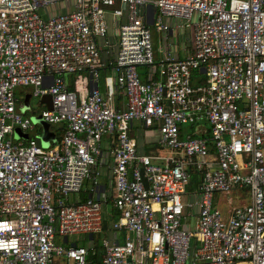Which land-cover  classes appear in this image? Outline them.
Listing matches in <instances>:
<instances>
[{
	"label": "built area",
	"instance_id": "2783aa9c",
	"mask_svg": "<svg viewBox=\"0 0 264 264\" xmlns=\"http://www.w3.org/2000/svg\"><path fill=\"white\" fill-rule=\"evenodd\" d=\"M60 1L0 0V264H264V0H72L70 12L40 13ZM173 19L190 30L192 51L175 58L160 48L156 61L149 23L167 33ZM138 66L148 67L144 81ZM17 86L51 95L52 109L42 104L39 114L66 123L59 141L37 143L35 123L17 110ZM117 89L123 109L112 103ZM132 120L157 125L170 154H139ZM184 124L199 136H182ZM104 136L114 140L113 228L128 234L104 240L93 263L86 247L56 237L102 229L99 198L68 196L93 178ZM233 190L249 201L224 216L213 196Z\"/></svg>",
	"mask_w": 264,
	"mask_h": 264
},
{
	"label": "crops",
	"instance_id": "0c3cea01",
	"mask_svg": "<svg viewBox=\"0 0 264 264\" xmlns=\"http://www.w3.org/2000/svg\"><path fill=\"white\" fill-rule=\"evenodd\" d=\"M73 8H74V4L72 0H63L52 7L41 8L39 11L42 15L62 14V13L72 11ZM148 8L149 10L154 11V8L152 6H149ZM106 19L109 24L108 36L113 42V44H115L116 39H117V32H118V24H117L118 20H116L109 11L106 13ZM170 24H171L170 31H168L167 33L162 32L163 40H164V45L162 48H164V53L167 55H170L175 58H183L192 51L191 32L187 28L182 27L179 20L173 19L170 21ZM149 25L152 26V23L150 22ZM158 32H161V31H158ZM162 57H163V54H162ZM109 75L110 73H106L104 77L109 76ZM148 76H149V71H148L147 77ZM63 77L68 84H71L72 79H73L72 74L67 73V74H64ZM84 85L87 87V89H90V87L92 86V82L90 78L86 79ZM99 87H100V90L104 93L105 92L104 81H102V83L100 81ZM31 90H32L31 86H17L15 88L16 98H17V95L19 94L23 95L22 98H17V103H18L17 110L22 112L24 115H26V110L31 109V105H30ZM26 99L28 100L27 105L25 104ZM112 103L114 107L117 109L124 108L125 96L122 93V91H120L119 89L114 91L112 95ZM42 104L44 103H41L40 110L43 107ZM39 112L37 114H39ZM37 114H34V115H37ZM35 125H36L37 132L40 134L42 130L41 126L38 124H35ZM54 125L56 126L53 128ZM186 125L190 127V132L188 133L184 132V126ZM38 126H40V128H38ZM65 126H66V123L50 124L49 130L54 134L56 139L55 140L50 139L48 146L54 144V142L57 141V133L61 134V132L59 133L58 130L62 128L64 131ZM196 129H197L196 124H184L181 127V135L186 136L187 134H190L192 136H199L196 133ZM129 130H130V134L134 137L136 141V150L139 154L160 155V156H167L170 154V150L168 148H162L157 143L158 135H159L157 131V125L153 127H145L141 123V121L132 120L129 124ZM113 142L114 140L110 136L102 137L101 142H100V155L97 158L96 165L94 166L93 173H92L93 178L85 179L82 183L80 190L76 193L70 194L71 200L68 199L69 202L84 201L88 198H99L102 201L103 218L104 217H107L108 219L111 218V222H112L110 226L111 229L106 234L107 237L103 238L102 240L103 247H104V244H103L104 240L115 239L119 242H122L124 240V237L128 234L124 230H115L113 228V222L118 219V215L115 220L112 219L113 213H117L112 205L114 189H113V177H112L113 158L111 155V149L113 146ZM154 161L159 164L163 162L160 159H157ZM195 183L196 182L194 181V184ZM241 192H244L245 194L248 195V193L245 190ZM248 201L249 199L247 200V202H243V203L244 204L248 203ZM108 207H112V209L109 211ZM232 207L228 206L225 212L222 211L223 215L228 216L229 211L231 210ZM95 234L91 235V234L80 233V234L69 235L66 238L57 236L56 239L61 238L62 242H58V243L65 244V245L77 244L80 246H84L88 250H92L93 252H95L94 251L95 249L93 247L94 246L93 245V242H94L93 235ZM103 253H104V249H103V252H101L100 259L102 258ZM87 257H88V254H87ZM56 264H67V263L65 262V260L57 259Z\"/></svg>",
	"mask_w": 264,
	"mask_h": 264
},
{
	"label": "rangeland",
	"instance_id": "374dc122",
	"mask_svg": "<svg viewBox=\"0 0 264 264\" xmlns=\"http://www.w3.org/2000/svg\"><path fill=\"white\" fill-rule=\"evenodd\" d=\"M150 30L152 33L151 36H152V45H153V52L155 54V60L158 61L159 59L162 58V54L159 52V50L164 45L163 33L156 31L153 26H150ZM114 52L115 50L113 48L112 54H114ZM106 56H108V53H106L105 51H102V57L106 58ZM137 72L139 74L140 79L144 81L146 80V77L148 74V67L138 66ZM205 80H206L205 74H200L198 71H197V75L193 76L194 85H200ZM22 97H23L22 94L17 95V98H22ZM40 98L41 97H37V96L31 97L30 99L31 109L26 110V115L32 116L34 114H37L40 111V107H41ZM55 126L56 125H54L53 128ZM38 128H40V126H38ZM184 132L185 133L190 132V127L188 125L184 126ZM193 187H194V181L189 187V189L191 188L193 189ZM68 199H70V195L68 196ZM247 200H248V195L238 190H233L228 193L219 192V193H215L213 196V206L225 212L228 206L232 207V206H237L239 204H244L243 202H247ZM111 209L112 207H108L109 211ZM185 222L189 229H194V218L191 219L190 217H187ZM95 236H97V234ZM56 240L57 242H62L61 238H57Z\"/></svg>",
	"mask_w": 264,
	"mask_h": 264
},
{
	"label": "trees",
	"instance_id": "16d2710c",
	"mask_svg": "<svg viewBox=\"0 0 264 264\" xmlns=\"http://www.w3.org/2000/svg\"><path fill=\"white\" fill-rule=\"evenodd\" d=\"M108 61H109V59L108 58H106L105 59V66H103L101 69H100V81H101V83H102V81H104L103 79H104V75L106 74V73H110L109 71H110V67H109V65H108ZM100 81H99V83H100ZM72 82H73V79H72ZM72 82H71V85H72ZM102 85V84H101ZM58 132L60 133L61 132V134H62V132H63V129L61 128V129H59L58 130ZM61 134H58L57 133V141H59V139L61 138ZM196 180H197V177L196 176H193L192 177V181H195L196 182ZM117 215H118V213H113V217H112V219H116V217H117ZM111 218L110 219H108L107 217H104L103 218V222H102V229H101V231L100 232H98L97 233V236H95V235H93L94 236V239H93V247H94V251L95 252H93L92 250H88V259L91 261V262H93V263H96V262H99L101 259H100V255H101V252H103V249H104V247L102 246V240H103V238H106L107 236H106V234L110 231V226H111Z\"/></svg>",
	"mask_w": 264,
	"mask_h": 264
},
{
	"label": "water",
	"instance_id": "95a60500",
	"mask_svg": "<svg viewBox=\"0 0 264 264\" xmlns=\"http://www.w3.org/2000/svg\"><path fill=\"white\" fill-rule=\"evenodd\" d=\"M40 102L44 103L47 110L52 109V98L50 94L42 95L40 98ZM28 100H25V104L27 105ZM31 120L33 123L38 124L41 126V133L38 135L37 143L42 145L43 147H48L49 140H55L56 137L54 134L49 130L50 124L44 121V119L41 117L40 114L32 115ZM15 136H21L23 138H27L28 134L23 133L20 131V129H15ZM145 186L147 187V183L144 181Z\"/></svg>",
	"mask_w": 264,
	"mask_h": 264
}]
</instances>
